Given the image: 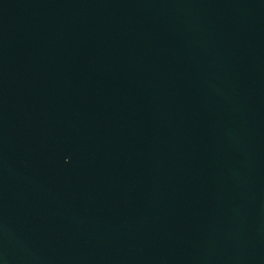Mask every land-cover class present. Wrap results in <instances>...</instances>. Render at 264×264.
Instances as JSON below:
<instances>
[{
	"label": "water",
	"instance_id": "obj_1",
	"mask_svg": "<svg viewBox=\"0 0 264 264\" xmlns=\"http://www.w3.org/2000/svg\"><path fill=\"white\" fill-rule=\"evenodd\" d=\"M0 264H50L29 169L1 75Z\"/></svg>",
	"mask_w": 264,
	"mask_h": 264
}]
</instances>
